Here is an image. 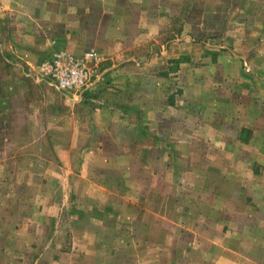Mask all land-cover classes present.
Listing matches in <instances>:
<instances>
[{
  "label": "rangeland",
  "instance_id": "obj_1",
  "mask_svg": "<svg viewBox=\"0 0 264 264\" xmlns=\"http://www.w3.org/2000/svg\"><path fill=\"white\" fill-rule=\"evenodd\" d=\"M86 53L90 87L50 86L54 60ZM123 64L142 66L130 73L147 79L138 106L165 144L140 137L117 166L92 167L67 152L91 131L73 103L97 100ZM175 101L184 119L166 137ZM196 125L221 130L225 149L192 137ZM244 129L257 132L247 146ZM245 177L264 202V0H0V264L260 259L264 232L223 215Z\"/></svg>",
  "mask_w": 264,
  "mask_h": 264
},
{
  "label": "crops",
  "instance_id": "obj_2",
  "mask_svg": "<svg viewBox=\"0 0 264 264\" xmlns=\"http://www.w3.org/2000/svg\"><path fill=\"white\" fill-rule=\"evenodd\" d=\"M140 71H143L142 66L136 64L119 65L116 70L111 73V84H109L108 87L102 91L97 100L94 99L91 100V102L84 100L87 101V104H85L86 102L82 100L83 106H80L78 103H73L76 106H79V118L81 121L80 123H82V128L89 127L91 131L88 135H86L87 133L83 132L82 138L80 139L78 136L75 138L73 137L71 140V146H69V150H67L68 153L71 154L73 152H80L83 157H85V159L90 156L89 159L91 161L92 167H102L107 164H113V166H117L122 153H132L134 151V147L136 146L135 140L137 138L141 137V139H145L147 136L153 138L156 144L158 142L164 143L165 140L162 139V135L158 139L157 135H153L152 133L147 134L145 127L147 126V113H141L143 110L146 111L147 107H145L143 104H141L139 107L137 102V100L140 99V102L147 105V79H143L141 81L142 76H140L138 78V83L136 84V76L138 75H130V73L134 72L135 74H139L138 72ZM139 84H141V86ZM82 92H80V95ZM193 100L195 101V99ZM194 101H192V105L188 108H193V110L196 108L195 106L198 104V102L194 104ZM91 103H93V105L89 107ZM187 103L188 101L185 102V104ZM256 104H258V101ZM178 105L181 106L179 101L177 104L175 101L170 103V105H167L169 109L173 110L171 111V114H174L173 117H167V119H169L167 122L174 123L175 127L171 130H166V137L169 133H173V130L176 128V123H178L179 120L184 119L177 114L181 112L178 108ZM262 105L263 104H261L260 107ZM260 116L263 117L260 114L257 117ZM197 118L192 116V122ZM161 119H164V116H161L155 120L154 117L151 116L149 118L150 127L154 126L153 124L156 120L161 121ZM186 122H189V119H187ZM206 128L207 129H203L201 131L200 126L196 125L191 130V136H206L208 139H211V137L215 136V138L211 140V144L213 143L212 146H223V149H225L226 139L222 137L224 135L223 132L210 125H208ZM75 133H73V135ZM177 133L178 132L174 134ZM243 133H245V136ZM256 133V131L249 129L240 130L237 141L247 146L252 140H254V137L257 135ZM183 134L184 132L182 135ZM216 142L218 144H216ZM209 146L210 148L212 147L211 145ZM249 178L250 177H245L246 180L248 179L247 181L240 179L238 181L232 182V184L238 185V192L235 193L236 195L234 196H231L230 193L227 194V199L224 200L226 208L223 211V215H238L239 218L245 222V226L242 227L243 231L257 232L259 228L260 231L264 232V223L258 224V222L261 221L258 218L259 215H261L262 219L264 220L263 198H260L259 202L253 200L255 196L254 190H258V188L257 186L255 188L253 187L252 189L249 187ZM230 180L231 179H229L228 183H231ZM235 198L238 199L237 205H235V207H239L238 212L232 211L235 210V208H232V202L230 203L228 201L229 199H232V201L235 202ZM259 243L256 246L258 248H263L262 258L253 259L248 254L243 253L244 255H241L243 263L264 264V240L262 245Z\"/></svg>",
  "mask_w": 264,
  "mask_h": 264
},
{
  "label": "built area",
  "instance_id": "obj_3",
  "mask_svg": "<svg viewBox=\"0 0 264 264\" xmlns=\"http://www.w3.org/2000/svg\"><path fill=\"white\" fill-rule=\"evenodd\" d=\"M96 61L93 53H86L82 58L54 60L47 69L50 86L58 92L79 94L93 83V69L90 64Z\"/></svg>",
  "mask_w": 264,
  "mask_h": 264
}]
</instances>
